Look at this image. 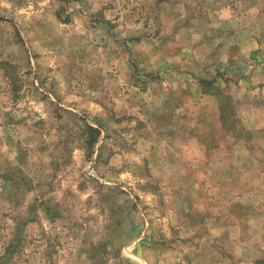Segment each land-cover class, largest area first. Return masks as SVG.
Listing matches in <instances>:
<instances>
[{"label":"rangeland","instance_id":"obj_1","mask_svg":"<svg viewBox=\"0 0 264 264\" xmlns=\"http://www.w3.org/2000/svg\"><path fill=\"white\" fill-rule=\"evenodd\" d=\"M17 238L8 264L264 260V0H0Z\"/></svg>","mask_w":264,"mask_h":264},{"label":"trees","instance_id":"obj_2","mask_svg":"<svg viewBox=\"0 0 264 264\" xmlns=\"http://www.w3.org/2000/svg\"><path fill=\"white\" fill-rule=\"evenodd\" d=\"M87 131H89L88 133H90L91 135V140L89 141V139H87L86 145H89V147L93 149V152L97 143V139L98 137H100L101 132L100 130L92 127L91 125H87ZM20 241L21 240L17 238L9 244L6 253L0 257V264H8L15 257L17 248H19L17 247V244L20 243ZM257 264H264V260H259Z\"/></svg>","mask_w":264,"mask_h":264}]
</instances>
